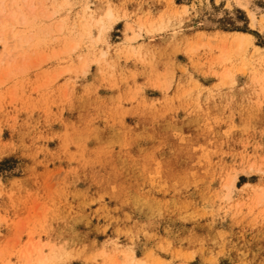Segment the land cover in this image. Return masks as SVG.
<instances>
[{
    "label": "rangeland",
    "instance_id": "rangeland-1",
    "mask_svg": "<svg viewBox=\"0 0 264 264\" xmlns=\"http://www.w3.org/2000/svg\"><path fill=\"white\" fill-rule=\"evenodd\" d=\"M18 1L0 264H264V0H110L113 29L89 34L107 0Z\"/></svg>",
    "mask_w": 264,
    "mask_h": 264
},
{
    "label": "bare ground",
    "instance_id": "bare-ground-1",
    "mask_svg": "<svg viewBox=\"0 0 264 264\" xmlns=\"http://www.w3.org/2000/svg\"><path fill=\"white\" fill-rule=\"evenodd\" d=\"M32 0H23V5L28 6ZM34 2V1H33ZM30 4V9L32 11H35V5L34 3ZM108 5L106 6L103 11H101L98 15H92L89 13V9L87 8L80 20V26L82 29V32L85 34H89L90 31L92 30L93 25H97L100 27V30L102 32L108 33L113 29L115 21V12L112 8V3L110 0H107ZM240 2V1H239ZM61 5H67L68 1L67 0H62ZM169 6L172 8L171 5V0L168 1ZM241 5V4H240ZM20 2L18 0H0V46H3L1 55H4L7 53V38H6V29L7 27H14V24L25 21V16H20L17 15L20 12ZM247 9V8H246ZM173 14L176 15L177 11H173ZM254 20V19H253ZM27 22V21H26ZM21 25V24H20ZM25 25V24H23ZM150 26H153L151 22H149ZM62 27V26H59ZM63 28V27H62ZM100 31V32H101ZM101 35V34H100ZM105 35V34H104ZM211 35H215L218 38V41L220 42L219 44L221 49L223 51H229V50H243L244 48L248 47L249 45L252 46V36L247 33H242V32H222V31H217L212 33L209 32H204L200 31V38H210ZM10 37L16 38L18 37L20 40H23L25 36L23 35H14L11 34ZM254 47V54H256L258 57L263 58L261 52L263 48L259 46H253ZM257 78L258 76H254ZM237 178L233 180L232 185L235 187ZM261 191V190H260ZM130 264H144V262L139 261V259H136L135 257H131L129 260Z\"/></svg>",
    "mask_w": 264,
    "mask_h": 264
},
{
    "label": "crops",
    "instance_id": "crops-1",
    "mask_svg": "<svg viewBox=\"0 0 264 264\" xmlns=\"http://www.w3.org/2000/svg\"><path fill=\"white\" fill-rule=\"evenodd\" d=\"M137 82H139V80ZM148 94H152V92L150 91Z\"/></svg>",
    "mask_w": 264,
    "mask_h": 264
}]
</instances>
